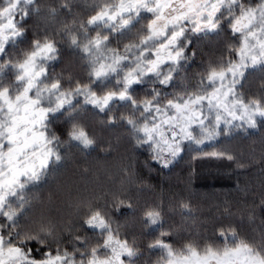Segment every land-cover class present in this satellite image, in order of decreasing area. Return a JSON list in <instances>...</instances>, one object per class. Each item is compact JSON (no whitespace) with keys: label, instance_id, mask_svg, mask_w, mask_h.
<instances>
[{"label":"snow or ice","instance_id":"6c2138e0","mask_svg":"<svg viewBox=\"0 0 264 264\" xmlns=\"http://www.w3.org/2000/svg\"><path fill=\"white\" fill-rule=\"evenodd\" d=\"M75 7L72 0L43 7L37 0H0V264H133L140 255L107 202H81L84 233L73 234L70 246H62L65 229L30 214L29 186L63 160L60 146L95 145L82 113L124 125L164 167L185 151L234 161L227 149H204L235 129L264 123V94L248 98L240 90L250 73H264V0H94L83 14ZM33 14L59 27L30 36ZM190 32H227L234 41L226 45L229 56L210 61L194 82L185 71L196 55L189 53ZM62 44L79 52L83 74L50 69ZM59 120L69 125L67 141L51 127ZM117 202L124 203L113 194ZM179 208L191 214L188 203ZM143 221L163 228L162 202ZM170 237L160 231L149 244L161 253L157 264H264V233L257 242L221 228L219 245L189 241L180 248ZM33 241L47 249L42 256L33 255Z\"/></svg>","mask_w":264,"mask_h":264},{"label":"rangeland","instance_id":"374dc122","mask_svg":"<svg viewBox=\"0 0 264 264\" xmlns=\"http://www.w3.org/2000/svg\"><path fill=\"white\" fill-rule=\"evenodd\" d=\"M60 17L63 18V16ZM67 67L69 72L67 74L80 75L84 71L82 65L78 64L76 56L73 55L68 57ZM261 86L263 87L264 85L261 84ZM83 119L82 123L89 127L88 129H90V132H93L91 136L97 140L95 145L88 148L89 153L76 147L84 154L77 152L74 158L70 157L69 162L61 167H58V165H54V167L51 166L46 175L42 177V181H38L39 185H36L35 182L32 184L33 189H28V195L33 203V208L30 213L33 217L45 216L47 219L56 223L58 228L65 229L63 235L71 233L67 231V229L71 227L74 230V226L80 231V234H83L84 229L80 228V216L77 214L79 212L78 209L81 207L78 206H80L82 201L99 200V204L101 205L107 202L113 219L119 223L120 220L123 222L124 225L120 224L121 226L131 229L132 226L127 224H132L134 219L140 223L138 225H140L141 228L137 229L140 235H135L136 237L133 236L136 238L138 244L149 245L154 238L159 236L160 231H164L171 233L170 242H172L176 248H180L182 244L189 241L197 242L201 246L209 243L219 245L221 241L218 240L217 237L219 236V230L221 228L225 230L234 228L241 236H244V234L250 238L255 236L257 239L256 241L259 242L262 233L255 231L253 235L251 234V231L254 229L253 225L256 224L253 223L250 225L249 223H252V221L239 213L242 212L238 211L239 205L234 206L233 210L226 207L225 210L222 209L220 211L214 209L216 208L214 206L216 204H214V207L211 209H214L212 216L211 214L207 215L204 218H207V220L198 223V225L201 224L212 232L210 234H205V229L204 234L199 237L197 236V239H195L194 235H192L193 230H191V232H189V230L185 231L183 227L192 226V229H194L196 224L195 220L197 218L203 219L202 215H204V213L200 215L199 204L206 199L205 195L191 194L189 192V186L185 193L167 194L165 199L161 197L160 200L153 194L154 191L151 190L153 188L152 182L157 183L159 179L165 176L167 177L168 175L163 176L162 174H164V171H162L161 174L160 167L162 165L159 166V161L152 159L151 151L148 148L142 149V151H136L134 145L128 141L130 135L127 128L122 124H116V128L109 130L106 129L108 125L100 123L101 118L99 117L85 115ZM126 141H128L130 149L127 148L128 150H123ZM247 147L248 146L242 144L236 145V143L231 142L228 145L219 146L215 149H227L231 153L238 152L241 155L242 153L245 155V151L251 149ZM238 157L241 158L240 155H238ZM247 157H249V155ZM244 161L250 164L246 159H244ZM136 163L138 165L137 167L140 166V170L145 173L147 178L146 182L145 180H140L138 183V181H135V178L132 182L130 181L131 176L128 174L130 170L127 173L125 165L130 164L132 166ZM169 170L171 172L178 170V165ZM257 174L259 178L264 177V172L260 169L257 170ZM119 178L124 179L126 185L120 184V181H118ZM168 179H166L168 183L174 180ZM149 182H151V184H148ZM29 188H31V186H29ZM134 192L139 195L137 198L138 202L134 200V198H136ZM113 194H117L118 200H123L124 203L120 204L117 202L114 204ZM142 199L143 201H141ZM161 202L164 208L163 228H149L146 227L145 224L142 225L144 223V212ZM181 202L190 205L191 214L180 210L179 204ZM226 202L227 201L221 204H226V206L231 204L234 205V203ZM129 203H131L132 207H129ZM252 208L253 207H251L250 212L254 210ZM262 211L264 213V209ZM75 222H77L76 225ZM258 229H261L260 226ZM152 254L153 257L150 262L154 264L155 262L153 261L160 258L158 256L160 251H152Z\"/></svg>","mask_w":264,"mask_h":264},{"label":"trees","instance_id":"16d2710c","mask_svg":"<svg viewBox=\"0 0 264 264\" xmlns=\"http://www.w3.org/2000/svg\"><path fill=\"white\" fill-rule=\"evenodd\" d=\"M37 2L41 5V7H43L46 4H51L54 6L58 5L62 3L63 0H37ZM72 3L76 6L74 8V12H80L83 14L87 11L88 7L92 3H94V0H72ZM61 16H63V14H61ZM63 18L59 17V19ZM68 19L70 20L71 17H68ZM27 26L29 28L30 36L36 33L43 34L45 28H47L48 32H51L53 28L59 27L58 23H54L51 20L45 19L43 16H37L35 14H33V16L28 19ZM221 34L205 36L202 34H194L191 32L189 33V38L193 41V43L189 46V53L194 50L196 52V55L189 60L185 71L188 73L189 77L193 79V82L194 74L202 71L210 61H216L222 57L227 58L229 56L226 45L229 43H234V41L229 39L230 33L222 32ZM71 55L76 56L78 64L82 65V60L79 52L67 46L66 44H62L59 57L56 60L49 62L50 69L54 73L63 72L65 76H67V73H69L67 67V59ZM261 84L264 85V73H261L259 71L252 72L243 82V87L240 90L243 91L248 98H258L262 94H264V86L262 87ZM143 87L146 88L147 85ZM167 90L172 91V88H168ZM137 91H141V89L138 88ZM85 115H93L101 118L100 116L95 115L94 111H87L85 113H82L81 122L82 120H84L83 118L85 117ZM51 127L56 130L57 134L61 136V139L63 141H67V130L69 127L67 123L63 122V120H59L55 122ZM84 127L90 135H93V132H90L88 126L84 125ZM116 127V124L108 125L106 129L112 130ZM128 141L129 143L134 145L136 151H142V149L147 148L146 146L135 145L134 140L131 137H129ZM128 141H126V145L125 147H123V150L130 149ZM231 142L236 143V145L242 144L244 146H248L247 148L249 149L250 147L251 149L249 151H245V155L243 153L241 155L238 152H233L232 154L236 157V160L234 161H229L226 158L200 156L196 152L185 151L171 165L167 167H160L161 174L162 171H164V174L162 175H168L167 177L165 176L164 178L159 179L157 183L152 182L153 180L151 181L153 183V188L151 190L154 191L153 194L160 200L161 197L165 199V196H167V194L171 195L174 193H185L189 186V192L191 194H199L201 196L205 195L206 199L201 201L199 204L200 215L204 213V215H202L203 219L197 218L195 220L196 224L194 226V229H192V226L183 227L185 231L189 230V232H191V230H193L192 235H194L195 239H197V236L199 237L200 235H203L204 230L206 229L203 225H198V223H201L203 220H207V218L204 219L207 215L211 214L212 216V212L214 209L221 211L222 209L225 210L227 207L228 209L233 210L234 206L236 205H239L238 211H242L239 213L252 221V223H249L250 225L253 223L256 224L253 225L254 229L253 231H251V234L253 235L255 231L264 233V213L262 211L264 209V207H262V204H264V177L259 178L257 176L258 169L264 172V123H260V121L258 120V127L247 128V130L235 129L232 136H222L218 138L212 147H206L204 151L210 152L216 147L218 148L219 146L228 145ZM76 147H79L81 150L87 151V153H89L88 148H84L82 145H79L76 142L64 143L60 146L63 160L60 162H55L51 166L54 167V165H58V167H61L69 162L70 157L74 158L77 152L83 153ZM237 154L240 155L241 158H239ZM248 155L249 157H247ZM243 158L246 159V161H248L250 164L245 162ZM238 163L243 164L244 166L238 167ZM158 165L160 166L161 164ZM177 165L178 170L172 172L169 170L170 168H174ZM137 166V163L133 164L132 166L130 164L125 165V167L127 168L125 169L127 170L126 172L128 173V171L130 170L128 173L129 176H131L130 181L132 182L135 178V181H138V183L140 180H145L146 182L147 178L145 176V173L140 170V166ZM166 179L174 180H171L168 183ZM40 181H42V179ZM118 181H120V184L126 185L124 179L119 178ZM151 182H149L148 184H151ZM35 184L39 185L38 182H35ZM30 186L31 188L29 189H33L32 185ZM134 193L136 194V198H134V200L137 201L139 195L136 192ZM93 201L99 203V200ZM141 201H143V199ZM225 201H227L226 203H234V205L231 204L232 206H226V204H221ZM213 205L216 208L211 210L212 207H214ZM251 207H253L252 209H254L252 210V212H250ZM81 209L82 208L78 209V211L80 212ZM79 212L77 213L78 216H80L81 214H79ZM114 221L116 220L114 219ZM76 224L77 222H75V225ZM119 224L124 225L121 220ZM138 224L140 223H138V221L134 219V222L132 224H127L132 226L131 229L121 226V231L126 232L128 237L131 239L135 235H140V232L137 229H140L141 227ZM142 225H144V223ZM259 226L261 229H258ZM211 232L212 231H209L207 229L205 230V234H210ZM73 234H80V231L75 228V226L73 232L63 235L64 244L62 246H70L73 239ZM96 235L98 236V232L96 233ZM254 237L255 236H253L252 238ZM29 247L33 249V255L37 257L42 256L44 252L47 251L46 248H43L35 241L31 242L29 244ZM138 247L140 249V255L133 260V264H153L152 262H150L153 257L152 251H156L158 249H152L149 248V245L142 244H138ZM158 256L160 257L161 253ZM157 261L158 260H154V264H157Z\"/></svg>","mask_w":264,"mask_h":264}]
</instances>
